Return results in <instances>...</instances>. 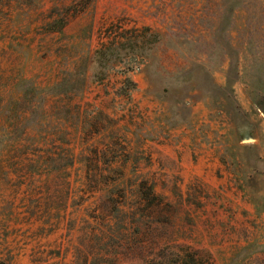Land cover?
Listing matches in <instances>:
<instances>
[{
  "label": "rangeland",
  "instance_id": "374dc122",
  "mask_svg": "<svg viewBox=\"0 0 264 264\" xmlns=\"http://www.w3.org/2000/svg\"><path fill=\"white\" fill-rule=\"evenodd\" d=\"M0 259L264 264V0H0Z\"/></svg>",
  "mask_w": 264,
  "mask_h": 264
},
{
  "label": "trees",
  "instance_id": "16d2710c",
  "mask_svg": "<svg viewBox=\"0 0 264 264\" xmlns=\"http://www.w3.org/2000/svg\"><path fill=\"white\" fill-rule=\"evenodd\" d=\"M0 264H8L5 260L0 259Z\"/></svg>",
  "mask_w": 264,
  "mask_h": 264
}]
</instances>
